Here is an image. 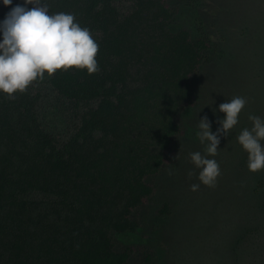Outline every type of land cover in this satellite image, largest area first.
I'll return each instance as SVG.
<instances>
[{
    "label": "trees",
    "instance_id": "obj_1",
    "mask_svg": "<svg viewBox=\"0 0 264 264\" xmlns=\"http://www.w3.org/2000/svg\"><path fill=\"white\" fill-rule=\"evenodd\" d=\"M48 2L90 29L99 71L61 69L12 99L0 93V264H129L115 236L140 228L147 179L183 133L209 45L171 31L166 0ZM8 10L0 4V19ZM46 84L72 117L68 140L41 120Z\"/></svg>",
    "mask_w": 264,
    "mask_h": 264
},
{
    "label": "rangeland",
    "instance_id": "obj_2",
    "mask_svg": "<svg viewBox=\"0 0 264 264\" xmlns=\"http://www.w3.org/2000/svg\"><path fill=\"white\" fill-rule=\"evenodd\" d=\"M166 1L176 12L171 31L186 29L194 40L205 39L209 60L193 76L195 104L178 118L182 135L160 174L147 179L154 192L135 211L140 228L115 236L116 248L131 250L129 264H264V170H248L247 153L236 140L252 126L249 114L264 117V0ZM236 95L247 104L239 123L221 137L217 183L192 191L199 169L189 153L204 152L196 137L199 119L207 115L215 132L224 114L213 108ZM41 120L57 138H70L72 117L47 84Z\"/></svg>",
    "mask_w": 264,
    "mask_h": 264
},
{
    "label": "clouds",
    "instance_id": "obj_3",
    "mask_svg": "<svg viewBox=\"0 0 264 264\" xmlns=\"http://www.w3.org/2000/svg\"><path fill=\"white\" fill-rule=\"evenodd\" d=\"M0 4L9 7L0 19V93L7 98L25 92L33 82L44 79L45 74L52 76L57 70L75 67L88 74L99 71V45L74 13H52L48 0H21L15 4L14 0H0ZM246 104L245 97L236 95L220 103L218 109L213 108L214 114H224L218 117L215 132L207 115L199 119L196 137L204 145V152L189 153L190 162L199 169L200 183H193L192 191L198 190L201 183L216 185L221 170L214 157L220 150L221 137L228 136L239 123ZM248 119L252 126L241 129L236 140L247 153L248 170L255 173L264 170V117L249 114ZM168 174L172 175L173 170L169 169ZM188 175H193L191 170Z\"/></svg>",
    "mask_w": 264,
    "mask_h": 264
}]
</instances>
